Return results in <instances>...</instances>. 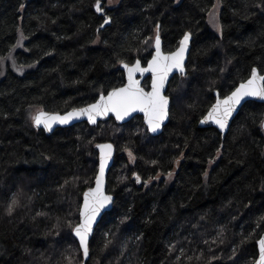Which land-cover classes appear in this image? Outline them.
Returning a JSON list of instances; mask_svg holds the SVG:
<instances>
[{
	"label": "trees",
	"instance_id": "16d2710c",
	"mask_svg": "<svg viewBox=\"0 0 264 264\" xmlns=\"http://www.w3.org/2000/svg\"><path fill=\"white\" fill-rule=\"evenodd\" d=\"M106 1L100 13L96 0H0V264H253L264 103L245 102L223 136L198 120L214 90L223 96L253 67L264 71V0ZM216 2L219 32L208 17ZM157 31L164 51L192 35L160 134L140 115L50 134L33 125L39 109L65 111L121 85L119 64L145 63ZM101 141L116 149L106 181L114 202L82 263L72 229Z\"/></svg>",
	"mask_w": 264,
	"mask_h": 264
},
{
	"label": "snow or ice",
	"instance_id": "6c2138e0",
	"mask_svg": "<svg viewBox=\"0 0 264 264\" xmlns=\"http://www.w3.org/2000/svg\"><path fill=\"white\" fill-rule=\"evenodd\" d=\"M95 9L97 12L103 11L100 0H96ZM105 23H108V20H105ZM188 40L189 35L186 34L175 52L164 54L161 52L160 37L159 32H157L156 52L151 61L148 62V66L142 68L139 60L132 66L124 65L128 73L126 85L113 88L107 95L101 94L95 103L89 104L85 108L73 109L65 115L40 110L32 117L34 124L37 127L43 125L45 129L50 131L53 124H67L73 118L80 116H87L88 120L95 124L97 116L114 113L117 120H123L131 113L140 111L144 113L149 129L155 132L168 115L169 100L162 94L165 81L173 69H179L181 73L184 72L183 61ZM145 72L152 73L150 91H145L140 86L139 80L135 79L136 73L143 74ZM245 97H258L264 100V76L258 75L256 69H253L251 78L240 83L230 95L223 99L217 97L216 103L212 106L205 121L201 122L212 120L223 130L227 126L229 117ZM97 147L100 149V166L99 174L95 178L96 187H90L88 191L84 192L83 206L80 209L81 220L74 228L84 257L89 255V236L92 232L93 223L101 209L112 200V197L105 195L103 191L105 167L111 157L112 145L99 144ZM129 155H132L131 152ZM137 181H139V177H137ZM15 203L14 200L13 204ZM258 243L259 258L255 264H264V238L260 239Z\"/></svg>",
	"mask_w": 264,
	"mask_h": 264
},
{
	"label": "water",
	"instance_id": "95a60500",
	"mask_svg": "<svg viewBox=\"0 0 264 264\" xmlns=\"http://www.w3.org/2000/svg\"><path fill=\"white\" fill-rule=\"evenodd\" d=\"M102 9H103V8H102ZM103 12H104V9H103V11L100 12V13H103ZM106 20H109V19L107 18ZM104 24H105V22L103 23V25H104ZM157 32H158V31H157ZM186 34L189 35V40H188V43H187V49H186L185 54H184V61H183L184 72L181 73L179 69H173V70L168 74V77H167V79H166V81H165L164 88H163V91H162V94H163L164 96H166V97L168 98V100H169V104H168V115H167V117L164 119V121L161 123V126H160L155 132H153V131H151V130L149 129L148 124H147V121H146L145 116H144V113H143V112H140V111H136V112L131 113L130 115L126 116L123 120H117V119H116V116H115L114 113H108L107 115L97 116V117H96V123H95V124L91 123V122L88 120L87 116H80V117H77V118H73V119L70 120L67 124H59V123L53 124V125H52V128H51L50 131L47 130V129H45L43 125H40L39 127H37V126L34 124L33 120H32L33 125L36 126L37 128H41V129H43L44 132H45L46 134H50L51 132H53V131H54L56 128H58V127H68V126L74 125V124H76V123H78V122H83V121H85V122H87L89 125L95 126V125H97L100 121H105V120H107V119L113 118L114 121H116L117 123L122 124V123H126V122H128V121H129L130 119H132L134 116H136V115H140L141 118H142V121H143V123H144V125H145V127H146V130H147V132H148L150 135H158V134H160V132H161L162 129H163V126L166 124V122L168 121V117H169L170 97H169V95L166 93V92H167V89H168V85H169L170 81L172 80V78H173L174 76H184V75L186 74V64H187L188 55H189V51H190L192 35H191V33H190L189 31H186V32L181 36V38H180V40H179L177 46H176L172 51H164V50H163V47H162V39H161V37L159 36V37H160V44H161V52L164 53V54H168V53H170V52H175V51L180 47V42L183 40V38H184V36H185ZM156 36H157V33L155 34L154 39H153L151 55H150V57L147 59V61H146L145 63H142L139 59H136L135 61H133V62H131V63L121 62V63L119 64V68L123 71V74H124V82H123L121 85L116 86V87H113V88H119V87H122V86H124V85L127 84V81H128V73H127V69L124 67L125 64H127L128 66H132V65H134V64L136 63L137 60H139V61H140V65H141L142 68H146V67L148 66V62L151 61L152 57L155 55V52H156V48H155ZM253 69H256L258 75H260V76H264V71L261 72L257 67H253V68L251 69V71H250L248 77L245 78L244 80L240 81V82H239V83H238V84H237V85H236L231 91H229L227 94L221 96L217 90H214V92H213L214 100H213V102L210 104V106L208 107V109L206 110V112L203 114V116L198 120V126H199V127H208V126L214 127V128H216V129L221 133V135L223 136V135L227 132V130H228V128H229V125H230L232 119L234 118V116L237 114V112H238V110L240 109V107H241L245 102H247V101H257V102H263V103H264V100H262V99H260V98H258V97H245V99L242 100L241 103H240L239 105H237L235 111L232 113V115H231V116L229 117V119H228L227 126H226L223 130L220 129L219 126H218L217 124H215L212 120H206V122H204V123L201 122V121H205L206 117L208 116V113L211 111L212 106L216 103L217 97H219L220 99H223V98H225L226 96L230 95L231 92L234 91L235 88L238 87L240 83L246 82L249 78H251V75H252V71H253ZM135 79L139 80V82H140V86L143 87V88L145 89V91H150V90H151V83H152V73H151V72H145V73H143V74H141V73H136V74H135ZM146 79H148V85L145 87V85H144L143 83H144V81H145ZM113 88L107 90L105 93H99L98 96H97L93 101H91V102H89V103H86V104H84V105L71 107V108H68V109L65 110V111H49V110H45V109H39V110H37V111L35 112L34 115H36L37 112L40 111V110H43V111H45V112H49V113H59L60 115H65V114H67L68 112L72 111L73 109L85 108V107H87L89 104H93V103H95L96 101L99 100L101 94H103V95H107V93L110 92ZM99 144H111V145H112L111 157L108 159V161H107V165H106V167H105L104 182H103V191H104V194L107 195V196H111V197H112V200H111L108 204H106V205L104 206L103 209H101L100 214L97 216L95 222L93 223V226H92V232H91V234H90V236H89V240H90V238H91V236H92V234H93V231H94V229H95L97 223L100 221V219L102 218V216H103L107 211H109V210L112 208V205H113V202H114V195H113V193L107 191V188H106V181H107V174H108V171H109V169H110V167L112 166L113 161H114V156H115V153H116V149H115V145H114L111 141H101V142H97V143H95V145H94V148H95V150H96V152H97V155H98V156H97V157H98V158H97V170H96V174H95V177H94V182H93V184H92L91 186L87 187V188L83 191V193H82L81 203H80V208H79V220H78L77 224L80 223V220H81V217H80V209H81L82 206H83V194H84V192L88 191V189H89L90 187H91V188L96 187L95 178H96V176L99 174V166H100V149L97 147V145H99ZM134 177H135V179H136V181H137V177H138V176H137L136 174H134ZM137 183H140V178H139V181H137ZM77 224H76V225H77ZM76 225H75V226H76ZM75 226H74L73 229H72V234H73V236L75 237V239L77 240L78 245H79V238L75 235V232H74V228H75ZM262 238H264V231L260 234L259 238H258L257 241H256L257 256H256V258H255L253 264H255V261L258 260V258H259V243H258V242H259V240L262 239ZM79 248H80V245H79ZM80 250L82 251V257H83V261H82V263H83V262H85V260H86L88 257H84L82 248H80ZM88 256H89V255H88Z\"/></svg>",
	"mask_w": 264,
	"mask_h": 264
},
{
	"label": "rangeland",
	"instance_id": "374dc122",
	"mask_svg": "<svg viewBox=\"0 0 264 264\" xmlns=\"http://www.w3.org/2000/svg\"><path fill=\"white\" fill-rule=\"evenodd\" d=\"M119 1L120 0H107L106 5H107V7H113L116 4H118ZM176 1H178V0H176ZM219 9H220V5L218 4V2H216L213 6V9H212L210 15L208 16L209 21H210L212 27L216 30V32H219V24H218Z\"/></svg>",
	"mask_w": 264,
	"mask_h": 264
}]
</instances>
